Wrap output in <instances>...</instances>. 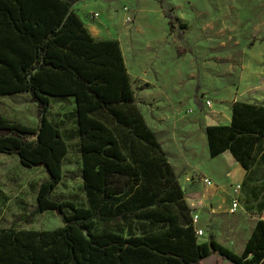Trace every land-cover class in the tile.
<instances>
[{"label": "trees", "instance_id": "obj_1", "mask_svg": "<svg viewBox=\"0 0 264 264\" xmlns=\"http://www.w3.org/2000/svg\"><path fill=\"white\" fill-rule=\"evenodd\" d=\"M80 1L0 0V97L27 93L39 116L31 127L0 115V154L47 174L24 221L53 211L63 223L0 229V264H203L212 254L264 264L262 218L241 254L198 242L178 177L135 105L119 42L91 36L73 9ZM52 98L74 102L86 207L53 197L68 150L48 118ZM205 136L209 157L229 151L247 180L264 141V106L235 101L230 124Z\"/></svg>", "mask_w": 264, "mask_h": 264}, {"label": "rangeland", "instance_id": "obj_2", "mask_svg": "<svg viewBox=\"0 0 264 264\" xmlns=\"http://www.w3.org/2000/svg\"><path fill=\"white\" fill-rule=\"evenodd\" d=\"M82 7H87L86 13H82ZM73 9L85 22L100 26L105 38L119 42L136 107L140 112L144 110L145 123L154 134L150 123L157 112L171 117L179 108L188 115L187 124H194V115H209L216 107L223 109L236 89L241 98H249L246 88L256 84L252 82L254 77L259 85L264 82V0H82ZM93 13H98L99 18L93 19ZM165 16L171 18L174 27H169ZM145 92L160 100L162 110H153L155 102L143 98ZM207 100L211 107L205 106ZM75 112L73 101L60 105L53 101L49 113L69 148L63 162V177L53 197L86 207ZM0 115L31 127H36L39 121L38 108L25 93L0 97ZM199 127L202 129L203 125ZM157 135L175 170L177 164H184L182 156L188 146L177 145L173 139L193 143L200 153V137H205L194 126H181L175 132ZM262 152L264 141L255 154L252 173L235 193L237 211L216 214V219L206 216L198 242L215 240L224 245L231 241L237 245V239L247 237L264 211L259 210L264 198ZM205 156L203 165L211 160L208 148ZM177 177L191 215L204 217L205 211L196 203V195L189 192V184ZM193 177L198 183L201 181L198 175ZM45 181L47 174L43 168H25L14 157L0 156V229L52 230L63 225L61 217L53 211L36 214L29 223L24 221L33 213L36 193ZM231 231L239 237L231 238ZM230 250L241 252L237 246ZM217 257L212 254L202 263L221 264L222 259Z\"/></svg>", "mask_w": 264, "mask_h": 264}, {"label": "crops", "instance_id": "obj_3", "mask_svg": "<svg viewBox=\"0 0 264 264\" xmlns=\"http://www.w3.org/2000/svg\"><path fill=\"white\" fill-rule=\"evenodd\" d=\"M81 11H82V13H86L87 7H82ZM75 12L79 15V13L76 10H75ZM79 17L81 18L80 15H79ZM81 20L83 21L84 26L86 27L88 32L91 34V36L95 40H97V41L110 40V39L104 37V34H105L104 30L100 26H98V25L95 26L89 22H85L82 18H81ZM113 40H115V39H113ZM252 82H255L256 84L246 88V94L250 96L249 98L248 97L246 99L241 98L240 97V91H238L236 89V91L232 93L233 96L231 98V101L226 103L225 107H222L223 109H221V110H223V112H221L220 107H216L211 111V114H209V115L196 114V115H194V124H187V121L189 119V118H187L188 115L182 114V112L179 111V108L177 109V112L171 114V117L160 116L158 112L155 113V119H152L150 124L153 126L154 131H156L155 132L156 137L158 138L157 133L162 135L164 133L175 132L178 129V127H181V126H183V128L185 126H187V127L188 126H194L200 132L205 134V128L208 126L229 125L230 121H231V109H232V105L235 101L247 102L250 104H256V105L264 106V82L262 83V85H259L257 77H254V79H252ZM25 95L30 98L29 94L25 93ZM142 96H143V98L150 100L151 102H155V106H153V108H154L153 110H157V111L162 110V107L158 104V102H160V100L156 101V98H154L151 95V93L145 92ZM134 98H135V95H134ZM53 101L57 105H60L63 102L62 99H56V98L53 99L52 98L50 110L52 109ZM68 101H72V100L67 99V102ZM135 105H136V103H135ZM137 106H138V104H137ZM50 110L48 112V118L49 119H50V116H49ZM141 114L143 115V118H145L144 110L143 111L141 110ZM165 114H167V113H165ZM199 124L203 125L202 129H200ZM147 126L149 127L148 124H147ZM75 131H77V127H76ZM172 137L174 138L173 135H172ZM205 137L203 135L200 137V140L202 143V150L200 153H198L197 148L193 147V146H195L193 143L190 144V145H192V147H191L189 145V143H187L186 141H182V140L179 141L178 139L174 138L173 142H175L177 145L185 144V143L187 144L186 145V146H188V149L186 148L187 156H185L186 154H184L182 156L184 158L183 162L184 161L185 162L183 165L180 164L181 162L179 164H177V170H175L172 163L169 162L171 167L173 168L175 174L177 176L181 177V179L186 184H189V187H188L189 192L192 193L193 195H196V200H197L196 203H198V206H200L201 209H203L205 211L204 217L201 218L200 216H198L199 218L197 220V223L195 224V228H198V229L205 228L204 226H205V222H206V219H205L206 216L208 218L211 216H214L211 218L216 219L215 218L216 214L226 213L230 209V207H231L230 203L232 201L229 198V196L232 194V188L235 185L241 186L247 178V172L234 159V157L231 155V153L229 151H225L222 154L216 156L215 158L209 157L211 160L208 161L206 165H203L207 160L205 153H206V150L208 148L207 140ZM76 138H77V143H78V147H79L78 137H76ZM159 142H160V140H159ZM66 144H67V150L69 151L67 141H66ZM163 150H165V149H163ZM165 154L167 155L166 152H165ZM261 154H263V153H261ZM261 154H260V156H261ZM0 156L14 157L17 159V157L14 155L0 154ZM167 159L169 161L168 156H167ZM18 162H19V160H18ZM196 175H198L201 178V181L204 179H208L211 184L205 185L201 181L198 183L193 177ZM36 196H37V193H36ZM190 202H191L190 204H192L193 201H190ZM190 204H189V206H191ZM259 218L264 219V211H263L261 217H259ZM258 219L255 220L254 223L252 224V228H251V230L248 233L246 238H243V239L239 238L236 240L238 242L237 245H235L233 242L229 241L230 238L228 237L227 240L229 242L225 243L223 246L228 247L229 249L232 246H237L240 248V250H241L240 254H241L245 245H246L247 240L249 239V237L253 231L254 225L258 221ZM7 228H9V227H7ZM231 232H232V233H230L231 238L235 239V238L239 237L237 232H234V231H231ZM217 256H218L217 259L220 260L221 257L218 254H217ZM226 262H227V260L222 259L221 264H227ZM231 264H233V263H231Z\"/></svg>", "mask_w": 264, "mask_h": 264}, {"label": "built area", "instance_id": "obj_4", "mask_svg": "<svg viewBox=\"0 0 264 264\" xmlns=\"http://www.w3.org/2000/svg\"><path fill=\"white\" fill-rule=\"evenodd\" d=\"M92 18L93 19H98L99 18V14L98 13H93V15H92ZM204 104H205V106H207V107H211V102L210 101H205L204 102ZM204 182H205V184L206 185H210L211 183H210V181H208V180H204ZM240 189V185H235L233 188H232V202H231V207H230V209H229V212L230 213H235L236 211H237V209H238V202H237V200H236V197H234L235 196V193H237L238 192V190ZM197 220H198V216L197 215H193L192 216V224L195 226V224L197 223ZM195 235L197 236V237H200V236H202L203 235V232H202V230L201 229H198V228H195Z\"/></svg>", "mask_w": 264, "mask_h": 264}]
</instances>
